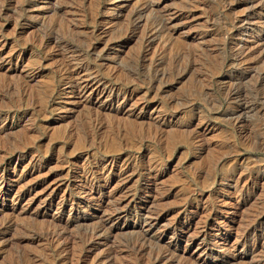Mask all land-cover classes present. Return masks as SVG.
Wrapping results in <instances>:
<instances>
[{
	"label": "rangeland",
	"instance_id": "374dc122",
	"mask_svg": "<svg viewBox=\"0 0 264 264\" xmlns=\"http://www.w3.org/2000/svg\"><path fill=\"white\" fill-rule=\"evenodd\" d=\"M0 264H264V0H0Z\"/></svg>",
	"mask_w": 264,
	"mask_h": 264
},
{
	"label": "bare ground",
	"instance_id": "6f19581e",
	"mask_svg": "<svg viewBox=\"0 0 264 264\" xmlns=\"http://www.w3.org/2000/svg\"><path fill=\"white\" fill-rule=\"evenodd\" d=\"M99 83L100 82H96L95 79L92 78V79H89V80L85 81L84 83H82L80 85H76L77 86V89L79 91L76 90L75 93H73V97L76 98V99H78V101H75V102H72V103L79 104L82 101L86 103V102H89L90 97H92V96L98 95V97H101V96H104V95H110L112 93V91L110 89H108L107 87H104L103 85H100ZM70 89H71V87H70ZM85 94H87V95H85ZM111 169H112V166H111ZM120 171H121V169H120ZM100 228H102V227H100ZM100 228L97 230L96 233H99L100 232L99 231ZM94 234L95 233H93V235ZM106 258H107V256H106Z\"/></svg>",
	"mask_w": 264,
	"mask_h": 264
}]
</instances>
